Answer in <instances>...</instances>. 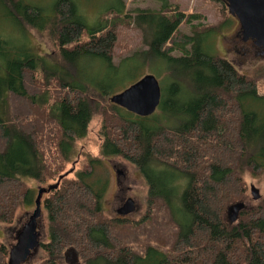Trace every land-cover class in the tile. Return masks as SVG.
<instances>
[{
    "label": "trees",
    "instance_id": "16d2710c",
    "mask_svg": "<svg viewBox=\"0 0 264 264\" xmlns=\"http://www.w3.org/2000/svg\"><path fill=\"white\" fill-rule=\"evenodd\" d=\"M74 1L0 0L11 24L46 32L57 49L42 57L0 37V226L34 204L24 180L57 181L67 172L75 143L99 114L102 158L120 157L138 170L151 215L134 225L105 216L110 172L104 160L89 158L43 202L41 264H64L69 247L83 264H264V191L235 223L226 220V208L247 199L246 176L264 177V95L255 81L199 48V36L214 28L179 34L183 22L200 17L168 0L133 12L116 0L92 24ZM131 24L146 49L114 64L120 29ZM146 66L165 73L167 87L155 113L139 117L109 98L126 88L116 81L131 71V85ZM13 98L26 105L24 114L11 112ZM151 217L169 220L171 238L152 228ZM6 254L0 241V264Z\"/></svg>",
    "mask_w": 264,
    "mask_h": 264
},
{
    "label": "rangeland",
    "instance_id": "374dc122",
    "mask_svg": "<svg viewBox=\"0 0 264 264\" xmlns=\"http://www.w3.org/2000/svg\"><path fill=\"white\" fill-rule=\"evenodd\" d=\"M168 1L171 4L176 5L179 10L186 15L195 14L200 17L198 20H193L189 24L183 22L178 28L179 34L191 36L195 33H204L207 29L214 28L215 31L213 34L210 33L209 35L199 36V48L207 54L227 59L238 73L255 81L257 93L259 95H264V56H262L259 51L255 50V48L245 47V51H242L243 46L239 44L236 39V32L238 30L237 24L228 14L223 0ZM122 2L124 3L125 12H133L136 9H159L162 4L160 0H122ZM74 3L77 6L80 4L81 12L86 17L88 23L92 24L94 22V16L97 14L96 11L100 12L103 11L102 9L109 7L110 5H116V0H76ZM0 37L7 42H11V39L14 46H25V48H28L32 53L42 57L55 54L57 51L53 40L46 32L42 33L30 28H26L24 30L22 28H17V26L10 23L1 9ZM145 49L146 46L143 44L141 34L134 25L131 24L130 26L121 27L117 40V47L112 61L114 64H118L121 58L129 56L138 50ZM172 55L181 56L182 53L175 52ZM158 67L159 66L157 65L156 68L158 69ZM156 68L154 67L152 70L150 66H146L142 71L141 76L145 74L154 75L159 81L161 90H164L167 87V82H162V80L165 79L166 75L160 71L156 73L154 70ZM129 74H131V71L125 74L124 80L121 82L116 81L115 83L119 87H128L129 83L126 79ZM51 90L52 88H50V91ZM11 101L15 104V107L14 109H11V112L16 116L24 114L23 110L26 108V105L22 103V100L13 98ZM101 122V116L99 114L94 115L88 125L85 138L75 143L71 161L64 165V170L69 171L72 169L73 164H75L73 170L74 172H72L67 178H74L75 173L84 167L89 158L104 160L105 167L108 168L110 172V174H106L108 178V190L104 196L105 216L108 218H116V209L124 203L125 199L130 197L135 202L136 211L126 217H123V219L128 220V222L132 225L139 223L140 221L145 222L151 215V211L148 209L147 205L148 187L138 170L129 162L120 157H111L109 159L102 158L100 153L102 137L99 134ZM23 123H28V119L27 121H23ZM117 171H122L125 175L124 177L122 175L118 177L120 186L116 185L115 173ZM96 172L99 173V175L101 174L99 170ZM55 181L56 180L40 183L35 180H24V183L27 187L33 189L34 199L37 194L38 187H46ZM245 181L247 184V199L244 202L248 208H253L256 205V200L252 199L250 186L253 185L256 187L262 195L264 191V177L255 178L246 176ZM49 196L50 194H46L42 197L41 217L39 219L40 243H46L48 239V222L43 202ZM33 210V203L27 209L18 208L14 214L13 222L8 226H0V241L5 245L7 250L5 259L6 264L9 249L15 244L17 231L28 220V217L31 215ZM168 222L169 220L166 218L160 223L154 224L153 218L151 217L149 224H152V228H154L157 232H163V235H169L168 238H171L170 233H172L174 229L173 226L170 227L167 225ZM161 224L163 226V231ZM162 243H164V236ZM44 257L45 255L39 247V249L27 260L25 264H41ZM79 259L80 263L83 264L80 256ZM64 264H66L65 261Z\"/></svg>",
    "mask_w": 264,
    "mask_h": 264
},
{
    "label": "water",
    "instance_id": "95a60500",
    "mask_svg": "<svg viewBox=\"0 0 264 264\" xmlns=\"http://www.w3.org/2000/svg\"><path fill=\"white\" fill-rule=\"evenodd\" d=\"M227 12L240 22V32L243 40H254L255 45L264 53V0H225ZM161 100V88L158 79L152 74H145L139 80L126 87L119 93L110 96L109 101L139 117H148L155 113ZM72 169L60 175L54 184L38 187L34 199V210L28 220L19 228L15 236V244L8 252L7 264H25L27 260L39 249V219L41 217V200L43 195L56 190L60 181L71 174ZM117 171L116 175H122ZM253 200L260 198L259 190L250 186ZM243 201L230 204L226 208V220L229 224L235 223L240 213L246 208ZM136 205L132 198H127L117 209V214L126 217L135 212ZM66 264H80L79 255L73 247L64 251Z\"/></svg>",
    "mask_w": 264,
    "mask_h": 264
},
{
    "label": "flooded vegetation",
    "instance_id": "af4514ba",
    "mask_svg": "<svg viewBox=\"0 0 264 264\" xmlns=\"http://www.w3.org/2000/svg\"><path fill=\"white\" fill-rule=\"evenodd\" d=\"M223 2H224V4H225V0H223ZM226 7V6H225ZM234 20H235V22H236V24H237V28H238V30H237V32H236V39H237V42H239V44H241L243 47H242V51H245V47H248V48H255V50H257V51H259V53H261V55L262 56H264V53H262V50H260L256 45H255V41L254 40H251V39H248L247 41H244L243 40V36L241 35V33H239L240 32V22L236 19V18H234V17H232ZM256 51V52H257ZM257 54V53H256ZM115 175H116V173H115ZM122 176L124 177L125 175L124 174H122ZM119 176H117L116 175V185L117 186H120V182H119V178H118ZM44 196V195H43ZM36 197V196H35ZM35 199V198H34ZM126 200V199H125ZM41 203H42V200H41ZM122 206V204L120 205V207ZM119 207V208H120ZM118 208V209H119ZM135 211H136V209H135ZM116 212H117V209H116ZM115 212V213H116ZM116 218L117 219H123V217H121V216H119L117 213H116Z\"/></svg>",
    "mask_w": 264,
    "mask_h": 264
}]
</instances>
